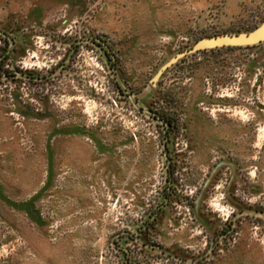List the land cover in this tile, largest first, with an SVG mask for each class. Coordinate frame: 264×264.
<instances>
[{
    "label": "rangeland",
    "instance_id": "obj_1",
    "mask_svg": "<svg viewBox=\"0 0 264 264\" xmlns=\"http://www.w3.org/2000/svg\"><path fill=\"white\" fill-rule=\"evenodd\" d=\"M263 22L264 0H0V264H264V41L158 76Z\"/></svg>",
    "mask_w": 264,
    "mask_h": 264
},
{
    "label": "water",
    "instance_id": "obj_2",
    "mask_svg": "<svg viewBox=\"0 0 264 264\" xmlns=\"http://www.w3.org/2000/svg\"><path fill=\"white\" fill-rule=\"evenodd\" d=\"M0 33L2 32L0 31ZM263 41H264V22L261 24V26L257 27L256 29L250 32L220 34L217 36L205 37L199 40L191 48H188L178 53L175 57H173V59L162 68L158 76L164 71V69H167L168 67L172 66L179 59L187 55L197 53L202 50L213 49L224 46L254 45L261 43Z\"/></svg>",
    "mask_w": 264,
    "mask_h": 264
},
{
    "label": "trees",
    "instance_id": "obj_3",
    "mask_svg": "<svg viewBox=\"0 0 264 264\" xmlns=\"http://www.w3.org/2000/svg\"><path fill=\"white\" fill-rule=\"evenodd\" d=\"M229 48L232 47L228 46L227 49ZM154 116L157 117L158 119H162L163 122H165V124L169 125L168 131H170V128L172 129L175 127V119L171 115L165 114L164 112L157 109L155 110Z\"/></svg>",
    "mask_w": 264,
    "mask_h": 264
}]
</instances>
